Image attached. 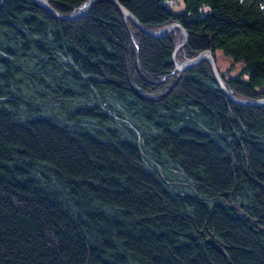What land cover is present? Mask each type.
Wrapping results in <instances>:
<instances>
[{
	"label": "trees",
	"instance_id": "trees-1",
	"mask_svg": "<svg viewBox=\"0 0 264 264\" xmlns=\"http://www.w3.org/2000/svg\"><path fill=\"white\" fill-rule=\"evenodd\" d=\"M84 1L48 0L64 15ZM117 1L147 29L177 21L183 48L178 27L148 35L108 0L74 20L0 0V264H264V105L232 103L206 60L174 68L208 50L232 95L264 99V0ZM16 58L47 91L22 95Z\"/></svg>",
	"mask_w": 264,
	"mask_h": 264
},
{
	"label": "rangeland",
	"instance_id": "rangeland-1",
	"mask_svg": "<svg viewBox=\"0 0 264 264\" xmlns=\"http://www.w3.org/2000/svg\"><path fill=\"white\" fill-rule=\"evenodd\" d=\"M165 5L168 6L173 12H181L183 10V3H182V0H171V1H166L165 2ZM219 56V65H220V70L221 71H226L227 72V76H234L238 73L239 71V67L238 66H235V67H231V62L228 61V60H225V59H222L220 57V54H217ZM16 60L15 62L22 66L21 69H22V73L18 76L19 79L21 80V93L23 96H34L36 97V91L38 92H44V91H47L45 90L43 87H40L39 84H38V81L34 78L31 80H29L28 78V75L29 73H32V72H35V69H34V66H35V63L34 62H29L27 60H20V59H14ZM61 62L63 63H66L65 60H61ZM67 69H65V66H62L60 71H65ZM48 71V70H47ZM38 76H42L44 77V75L38 71ZM52 76V74H51ZM46 84H49L51 87H54V84L52 81H50L49 79H45L44 81ZM94 95L98 96L99 98H101V103L102 104H107L108 106H113L114 108L117 109V111L119 112V116L121 117V120L123 122H131V118L126 114L124 113L122 110H121V107L116 103V101L114 99H112L111 97L109 96H106V95H101L99 94L98 92H94L93 94H91L89 96V102H94L95 99H94ZM46 102V101H44ZM52 103V102H51ZM77 106H79L78 104H75ZM41 115H51L53 114L57 119L59 120H62L63 117L58 113L57 111V108L56 107H51V108H45V109H41V112L39 113ZM196 119V118H195ZM111 125V124H110ZM114 128H116L119 133L121 134V136L125 139H128V140H131V141H134L133 139V129L131 126H115L113 124ZM142 127V126H141ZM138 133H140V130H136L135 131V136L134 138L139 142V135ZM143 155L145 157V160H146V164L148 167H155L157 168L152 160L150 159V156L148 154V151L146 149H143ZM159 171H161L162 173H165L166 177L167 178H170V180H172L171 182H169L167 179V183L169 185V188L172 189V191L178 193V192H182V193H190L192 191V184H191V181H189L188 179H186L184 176V179L190 183L191 185V190L190 191H180V190H176L175 187H185L189 190L190 186L189 184L186 182V181H181V180H178L176 178L173 177V175H180L179 172L171 167L170 165L168 164H165L161 167V168H158ZM211 204V203H209Z\"/></svg>",
	"mask_w": 264,
	"mask_h": 264
},
{
	"label": "water",
	"instance_id": "water-1",
	"mask_svg": "<svg viewBox=\"0 0 264 264\" xmlns=\"http://www.w3.org/2000/svg\"><path fill=\"white\" fill-rule=\"evenodd\" d=\"M32 1L35 2L36 4H38L39 6L43 7L44 9H46L48 12H50L55 17H58V18L64 19V20H74V19H77V18L81 17L82 15H84L86 13V11L91 7V5L97 0H86L78 8L74 9L71 13L66 14V15L57 12L49 4L48 0H32ZM108 1L113 2L119 8V10L122 12V14L125 18H128L130 21H132L139 28V30H141L142 32H144L148 35L160 37V36L168 34L172 29L178 27L182 32V40L180 43L176 44L175 50L177 51L180 48H183V46L185 45V43L187 41V33L184 30V28L177 21L172 20L171 23H169L168 25H166V26H164L158 30H150V29L145 28L137 20V18L132 13H130L124 6H122L117 0H108ZM201 60H206L209 63L211 70H212V73L214 75V79H215L216 83L218 84L220 90L232 103L237 104V105H242V106L264 105V99L246 100V99L238 98V97H235L234 95H232L227 90L224 82L222 81L221 76H220V74L217 70V67L215 65L214 58L211 55V52L208 50L200 52L199 54H197L193 58L183 60L182 62H176L175 61L174 62V68L176 71H179V72L184 71V70H187V69L194 67ZM208 243L210 244V246L214 247V245H215L214 238L211 237L208 240Z\"/></svg>",
	"mask_w": 264,
	"mask_h": 264
}]
</instances>
